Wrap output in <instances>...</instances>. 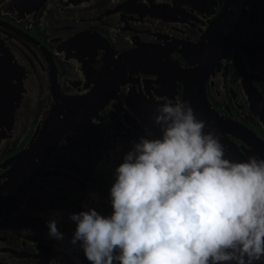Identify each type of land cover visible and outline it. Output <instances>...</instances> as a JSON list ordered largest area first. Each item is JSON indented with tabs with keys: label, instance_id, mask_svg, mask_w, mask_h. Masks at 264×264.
Here are the masks:
<instances>
[{
	"label": "flooded vegetation",
	"instance_id": "1",
	"mask_svg": "<svg viewBox=\"0 0 264 264\" xmlns=\"http://www.w3.org/2000/svg\"><path fill=\"white\" fill-rule=\"evenodd\" d=\"M0 46V264H89L69 214L111 211L159 103L188 101L232 159L258 152L247 129L264 141V0H0Z\"/></svg>",
	"mask_w": 264,
	"mask_h": 264
},
{
	"label": "clouds",
	"instance_id": "2",
	"mask_svg": "<svg viewBox=\"0 0 264 264\" xmlns=\"http://www.w3.org/2000/svg\"><path fill=\"white\" fill-rule=\"evenodd\" d=\"M152 123L112 169L111 211L69 214V243L89 264H264V157H228L188 101L159 103ZM46 224L63 241L58 216Z\"/></svg>",
	"mask_w": 264,
	"mask_h": 264
},
{
	"label": "water",
	"instance_id": "3",
	"mask_svg": "<svg viewBox=\"0 0 264 264\" xmlns=\"http://www.w3.org/2000/svg\"><path fill=\"white\" fill-rule=\"evenodd\" d=\"M237 15V14H236ZM236 15H235V17H236ZM240 17H241V13H238V15H237V17H236V21L238 22L239 21V19H240ZM222 42L223 41H220V43H219V45H218V48H219V58H218V61H219V63H220V61H221V59H222V56L224 55V44H222ZM5 57H6V53H5V51H4V48L2 47V46H0V64L1 65H3L5 62H6V59H5ZM210 63H211V60H210ZM247 131H249L250 132V135H251V143H252V145H253V147H254V149L256 150V151H258V152H251L250 153V155H255V156H257V157H264V151H263V149H262V146H264V141L262 140V139H260L259 137H258V135H256L253 131H251V130H249V129H247ZM42 134L43 135H46V134H48V131L47 130H44L43 132H42ZM41 139V137H39V138H34L33 140H32V144H31V146L28 148V153H29V156H35V155H37V154H39L40 153V151H37V143H38V141ZM221 140V139H220ZM42 142L44 143V144H52L53 142H51V141H43L42 140ZM48 149H50V148H48ZM48 149H46V150H48ZM45 149H43V151H44ZM260 153V154H259ZM260 155H262V156H260ZM248 156H244L243 154H241V158L240 159H246ZM38 172H31L29 169H28V171L26 172V175L28 176V180H27V183L29 184V183H31L32 181H33V179H34V177L36 176V174H37ZM21 189H23L24 191H26V189L27 188H21Z\"/></svg>",
	"mask_w": 264,
	"mask_h": 264
}]
</instances>
